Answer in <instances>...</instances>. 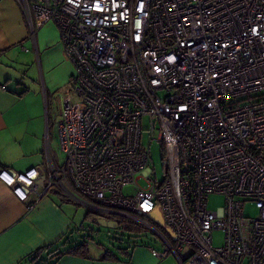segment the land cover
<instances>
[{
  "label": "built area",
  "instance_id": "obj_1",
  "mask_svg": "<svg viewBox=\"0 0 264 264\" xmlns=\"http://www.w3.org/2000/svg\"><path fill=\"white\" fill-rule=\"evenodd\" d=\"M16 1L30 22L56 25L73 71L58 123L64 161L46 143L43 167H0L13 195L30 209L54 188L136 219L161 239L151 253L178 264H264V0ZM211 195L223 204L208 208Z\"/></svg>",
  "mask_w": 264,
  "mask_h": 264
},
{
  "label": "crops",
  "instance_id": "obj_2",
  "mask_svg": "<svg viewBox=\"0 0 264 264\" xmlns=\"http://www.w3.org/2000/svg\"><path fill=\"white\" fill-rule=\"evenodd\" d=\"M31 20L16 0H0V167L20 172L43 167L45 144L50 147L40 104L42 99L45 103L49 93L47 86L55 83L44 82L40 95V79L33 78L32 73L37 74V66L40 74L43 62L51 69L54 63L63 65L66 59L59 39L45 31L48 21L40 25L32 14ZM52 58L55 60L51 62ZM71 69L68 64L66 76ZM49 193L29 209L0 181V264H34V260L27 259L30 253L55 247L70 232L71 209ZM162 246L141 243L133 246L129 254L116 253L109 259L103 252L91 253L87 248L82 255L65 253L53 264H178L172 255L159 258L151 253V248L160 250ZM40 257L45 258L46 253Z\"/></svg>",
  "mask_w": 264,
  "mask_h": 264
},
{
  "label": "rangeland",
  "instance_id": "obj_3",
  "mask_svg": "<svg viewBox=\"0 0 264 264\" xmlns=\"http://www.w3.org/2000/svg\"><path fill=\"white\" fill-rule=\"evenodd\" d=\"M45 25V31L50 33L48 35H50L51 38L52 36L57 37L61 43L59 30L56 25L52 21H48V23ZM53 59L55 60V58L50 59L51 62ZM68 64L71 65V70L73 71L72 63L66 56V59L63 63L64 66L61 64L56 65L54 63V66H52L51 69H47L45 62H43V65H40V74L37 66V74L32 73L34 76L33 78L36 80L40 79V95H43L42 86L44 85V82L52 80L53 83H55L52 84L53 87L47 86L49 93L46 95L45 103L42 99L40 110H43L42 112L45 113L46 134L48 136L50 148L52 149L57 161L60 164H62L64 161L65 153L60 147L58 123L62 118L63 111V105L61 102L62 92L70 87L68 81L69 74L67 76L65 74ZM31 66L32 63L30 61L28 67L31 68ZM35 82L37 83V81ZM29 83L33 84V82H30V80ZM42 150V146H40V161H43ZM150 150L152 157L151 164L154 165L157 177L159 180H161L163 177L162 146L156 141H153ZM123 192L127 194L133 193V185H126L123 188ZM49 194L60 200H57L58 202L71 209L73 220L70 232L66 235V237H64V239L55 245V248L57 247L59 250H63L84 241L91 253L104 252V250L107 249L114 252L118 247L132 249L134 245L141 243L153 245L155 247H160L162 245L161 239L158 237V235L153 232L151 228L136 219H124L115 216L114 221L117 222L116 227L103 226L91 220L90 217L87 216V205L82 204L61 192L58 194L51 190ZM223 201L224 199L221 195H211L208 202V208L215 209L217 206L222 205ZM244 214L249 217H254L257 214V210L252 202H247L245 204ZM106 217L108 218V216ZM161 230L165 233L163 229ZM66 240H70V242L66 243ZM213 240L215 245H220L223 241L222 231L215 230L213 232ZM184 251H188L187 246L184 247Z\"/></svg>",
  "mask_w": 264,
  "mask_h": 264
},
{
  "label": "trees",
  "instance_id": "obj_4",
  "mask_svg": "<svg viewBox=\"0 0 264 264\" xmlns=\"http://www.w3.org/2000/svg\"><path fill=\"white\" fill-rule=\"evenodd\" d=\"M51 190H53L54 192H56V193L59 194V191L58 190H56L54 188H51L50 191ZM87 216L90 217V219L93 220V221H95V222L100 217H103L105 219H112V220L115 219V216H112V217L110 216V217L107 218L104 215L99 214V213H96V212H93L91 210H88L87 211ZM69 242H70V240H66V243H69ZM130 250L131 249H129V248L118 247L113 252V251H110V250L107 249V250H104L103 256L105 258H108L109 259L112 256H115L116 253L118 255H126V254H129L130 253ZM43 252L46 253V257L45 258L40 257L41 253H43ZM69 252H72V253H75V254H81V255L82 254H85L87 252V246H86L85 241L82 242V243L76 244L74 246H70L68 248H65L63 250H59L57 247L56 248L55 247H53V248L42 247V248L36 249L33 253H30L28 255L27 259L28 260H34L35 261L34 264H53L61 255L65 254V253H69Z\"/></svg>",
  "mask_w": 264,
  "mask_h": 264
},
{
  "label": "water",
  "instance_id": "obj_5",
  "mask_svg": "<svg viewBox=\"0 0 264 264\" xmlns=\"http://www.w3.org/2000/svg\"><path fill=\"white\" fill-rule=\"evenodd\" d=\"M146 216L149 219L155 221L160 227H162L166 232H168V234L170 236H173V233L170 230V228L164 225V220H163V217H162V215H161V213H160L159 210H153V211L147 213ZM96 222L98 224H101L103 226H108V227H116L117 226L116 221H114V220H107V219H105L103 217L98 218L96 220Z\"/></svg>",
  "mask_w": 264,
  "mask_h": 264
}]
</instances>
